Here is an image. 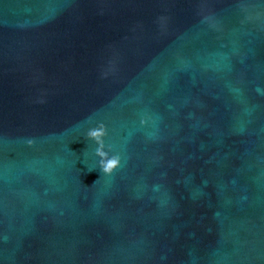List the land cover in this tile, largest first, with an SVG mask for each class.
Returning <instances> with one entry per match:
<instances>
[{"label":"water","instance_id":"95a60500","mask_svg":"<svg viewBox=\"0 0 264 264\" xmlns=\"http://www.w3.org/2000/svg\"><path fill=\"white\" fill-rule=\"evenodd\" d=\"M0 264H264V0H0Z\"/></svg>","mask_w":264,"mask_h":264},{"label":"clouds","instance_id":"9594fccd","mask_svg":"<svg viewBox=\"0 0 264 264\" xmlns=\"http://www.w3.org/2000/svg\"><path fill=\"white\" fill-rule=\"evenodd\" d=\"M148 119L142 120V123L147 124ZM108 135L107 126L104 123H100L97 127L89 129L87 136L96 141L99 145L96 148V155L100 157L99 165L103 173L111 175L118 167L121 166L122 157L120 154H109L104 151L103 145L105 143V137ZM35 141L29 140V144H33Z\"/></svg>","mask_w":264,"mask_h":264}]
</instances>
